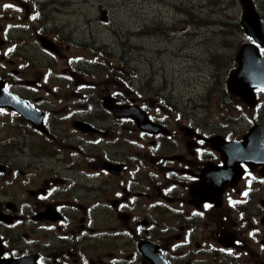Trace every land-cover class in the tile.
I'll return each instance as SVG.
<instances>
[{"label":"flooded vegetation","instance_id":"1","mask_svg":"<svg viewBox=\"0 0 264 264\" xmlns=\"http://www.w3.org/2000/svg\"><path fill=\"white\" fill-rule=\"evenodd\" d=\"M250 1L253 19L237 0L233 30L211 32L237 42L209 122L106 73L82 82L102 69L60 61L47 0H0V264H264V88L245 74L250 51L264 60V0ZM30 47L48 66L11 68Z\"/></svg>","mask_w":264,"mask_h":264},{"label":"rangeland","instance_id":"2","mask_svg":"<svg viewBox=\"0 0 264 264\" xmlns=\"http://www.w3.org/2000/svg\"><path fill=\"white\" fill-rule=\"evenodd\" d=\"M236 1L47 0L42 28L63 46L58 49L60 61L76 56L102 69L89 77L95 83L89 78L82 82L102 84L98 75L106 73L116 83L124 79L134 93L144 86V96L172 95L178 104L203 117L208 114L213 122L217 106L207 99L223 89L237 39L210 36L223 28L233 30ZM102 11L107 23L101 19ZM207 50L216 54L213 65L206 58ZM12 58L10 67L14 69L26 59L31 71L48 66L33 47L17 50Z\"/></svg>","mask_w":264,"mask_h":264},{"label":"water","instance_id":"3","mask_svg":"<svg viewBox=\"0 0 264 264\" xmlns=\"http://www.w3.org/2000/svg\"><path fill=\"white\" fill-rule=\"evenodd\" d=\"M240 1H241V5L243 7L242 24L244 25V22L248 18L251 17V19H253L252 14H254V11H253V6H252L250 0H240ZM101 15H102L101 19L103 21H105V17H104L105 12L102 11ZM255 25H257L261 30V27L259 24L254 23V26ZM258 38H259V40H261L264 43V35L259 36ZM256 40L259 41L258 39H256ZM263 47H264V45H263ZM244 50H248V47H246ZM250 52L252 53L251 63H253V67H252V69H246L245 74L249 75V81H250V84L253 85V87L264 88V61L259 60L255 51H250ZM234 79H235V77H234V72H233V73H231V76L228 80V86H229L230 92L235 94ZM106 107H109V106L106 105ZM109 109H111V107H109Z\"/></svg>","mask_w":264,"mask_h":264},{"label":"snow or ice","instance_id":"4","mask_svg":"<svg viewBox=\"0 0 264 264\" xmlns=\"http://www.w3.org/2000/svg\"><path fill=\"white\" fill-rule=\"evenodd\" d=\"M5 7H12V5H5Z\"/></svg>","mask_w":264,"mask_h":264}]
</instances>
